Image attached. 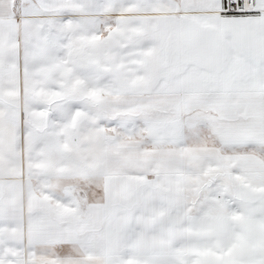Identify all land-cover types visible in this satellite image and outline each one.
<instances>
[{"label": "snow or ice", "instance_id": "obj_1", "mask_svg": "<svg viewBox=\"0 0 264 264\" xmlns=\"http://www.w3.org/2000/svg\"><path fill=\"white\" fill-rule=\"evenodd\" d=\"M0 264H264V0H0Z\"/></svg>", "mask_w": 264, "mask_h": 264}]
</instances>
